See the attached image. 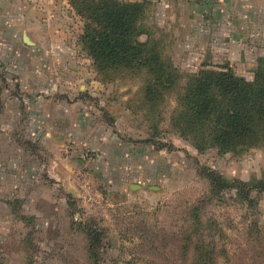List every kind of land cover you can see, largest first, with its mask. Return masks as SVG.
Listing matches in <instances>:
<instances>
[{
	"label": "rangeland",
	"instance_id": "1",
	"mask_svg": "<svg viewBox=\"0 0 264 264\" xmlns=\"http://www.w3.org/2000/svg\"><path fill=\"white\" fill-rule=\"evenodd\" d=\"M121 1L143 3L138 39L154 42L179 80L150 92L147 69L139 75L100 72L82 44L84 18L70 0L69 7L57 8L64 19L59 16L57 24L70 50L60 55L59 68L44 72L49 84L43 91L90 99L129 152L127 161L109 162L106 174V166L95 165L98 170L91 175L85 170L94 166L92 161H76L78 187L95 198L92 211L83 201L84 215L75 223L63 211L49 231L53 246L42 264H92L89 243L101 264H264V189L250 188L264 179V146L243 152L199 150L172 120L189 77L201 69L231 68L254 78L264 57V0ZM0 75V124H7L10 107L25 110L23 96L29 92L6 70ZM54 76L60 79L57 87L51 84ZM25 121L14 119L17 127ZM18 137L36 159V142ZM116 164L141 169L144 181L132 182L128 199L116 196L117 204L104 206L110 193L107 173ZM118 186L113 180L112 187ZM85 222L103 230L97 244L98 236L89 240L80 229ZM54 253L58 260L52 259Z\"/></svg>",
	"mask_w": 264,
	"mask_h": 264
},
{
	"label": "crops",
	"instance_id": "2",
	"mask_svg": "<svg viewBox=\"0 0 264 264\" xmlns=\"http://www.w3.org/2000/svg\"><path fill=\"white\" fill-rule=\"evenodd\" d=\"M68 1L0 0V69L29 92L23 96L25 110L10 107L11 120L0 124V264H42L53 246L49 231L63 211L70 212L73 223L84 215L83 201L92 211L89 205L95 198L88 200L78 187L76 161H92L94 166L85 170L91 175L98 170L95 165L99 170L106 166V174L109 162L127 161L129 147L105 126L102 112L90 106V99L43 91L42 86L49 84L44 72L59 68L60 55L70 50L65 46L66 32L57 24L59 16L64 20L57 8L69 7ZM59 82L54 76L51 84L57 87ZM21 116L25 124L17 127L14 119ZM17 133L36 142V159L18 142L22 140ZM116 165L107 173L110 193L103 198L104 206L117 204L116 196L128 199L132 182L144 181L141 169ZM113 180L119 182L118 188L112 187ZM54 254L52 259L58 260Z\"/></svg>",
	"mask_w": 264,
	"mask_h": 264
},
{
	"label": "trees",
	"instance_id": "3",
	"mask_svg": "<svg viewBox=\"0 0 264 264\" xmlns=\"http://www.w3.org/2000/svg\"><path fill=\"white\" fill-rule=\"evenodd\" d=\"M70 3L84 18L82 44L100 72L122 70L139 75L147 69L151 74L147 85L150 92L178 82L177 73L163 60L158 46L138 39L144 15L142 2ZM172 120L180 135L190 139L199 150L217 147L221 152H243L264 146V57L259 59L253 79L240 76L231 68H204L191 75L181 98V109ZM250 188L264 189V179ZM96 226L85 222L80 229L89 240L98 236L97 244L104 234ZM88 252L92 264H101L91 243Z\"/></svg>",
	"mask_w": 264,
	"mask_h": 264
},
{
	"label": "water",
	"instance_id": "4",
	"mask_svg": "<svg viewBox=\"0 0 264 264\" xmlns=\"http://www.w3.org/2000/svg\"><path fill=\"white\" fill-rule=\"evenodd\" d=\"M26 41H27L28 43H32L29 37H26Z\"/></svg>",
	"mask_w": 264,
	"mask_h": 264
},
{
	"label": "built area",
	"instance_id": "5",
	"mask_svg": "<svg viewBox=\"0 0 264 264\" xmlns=\"http://www.w3.org/2000/svg\"><path fill=\"white\" fill-rule=\"evenodd\" d=\"M91 198H92V195L91 196L89 195L88 199H91Z\"/></svg>",
	"mask_w": 264,
	"mask_h": 264
}]
</instances>
